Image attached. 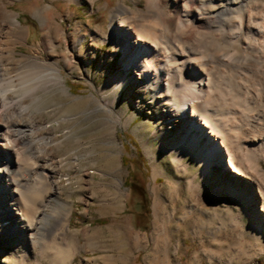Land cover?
Masks as SVG:
<instances>
[{"label": "bare ground", "instance_id": "obj_1", "mask_svg": "<svg viewBox=\"0 0 264 264\" xmlns=\"http://www.w3.org/2000/svg\"><path fill=\"white\" fill-rule=\"evenodd\" d=\"M133 4L121 0L110 9L101 37L122 54L120 76L99 88L104 94L112 87L115 97L92 98L109 112V119L120 123L122 116L114 110L119 93L131 81L134 86L143 83L165 121L162 126L155 122L153 135L160 137L159 145L175 152L179 161L193 155L204 164V174L214 156H220L233 178L226 189L236 203L244 210L259 198L264 212V0H133ZM7 11L8 5L0 3V199L8 205L0 211L9 213L11 231L28 236L34 247L40 244L49 264H70L77 237L70 230L72 205L59 197L62 177L56 175V165L62 159L54 151L60 141L54 126L32 111L44 109L40 90L54 85L71 95L56 55L42 56L44 45L49 50L63 45L66 28L56 20L52 4L35 5L42 40L34 54L16 57L18 45L27 40L26 29L18 18L5 19ZM84 36L86 32L73 40L79 48ZM61 58L67 65L73 63L68 54ZM45 66L51 72H44ZM234 178L256 184L258 198H252L248 189L235 188ZM263 234L261 224L253 227L257 238ZM29 251L24 247L15 253V264H27Z\"/></svg>", "mask_w": 264, "mask_h": 264}, {"label": "rangeland", "instance_id": "obj_2", "mask_svg": "<svg viewBox=\"0 0 264 264\" xmlns=\"http://www.w3.org/2000/svg\"><path fill=\"white\" fill-rule=\"evenodd\" d=\"M119 1L0 0L8 5L4 18H18L26 29L27 40L18 45L16 57L34 54L42 40L35 5L52 4L60 14L56 20L66 28L63 45L55 50L44 45L42 56L56 55L71 95L54 85L44 87L38 91L44 109L33 107L32 111L54 126L60 141L54 151L62 159L56 165V175L62 177L59 197L72 205L70 230L77 237L70 264H264V234L260 239L253 235V227H264L256 184L234 178L235 188L248 189L252 198H258L243 210L226 189L233 178L224 170L220 156H214L204 174V164L193 155L179 161L175 152L164 150L153 130L155 122L162 126L165 121L143 83L134 86L131 81L119 93L114 110L122 116L120 123L109 119V112L92 98L94 94L114 99L112 87L104 94L99 88L123 71L121 51L101 40L109 11ZM127 2L134 5L133 0ZM85 32L84 46L79 48L73 40ZM63 54L73 63L67 65ZM44 68L51 72V67ZM218 185L220 191H216ZM132 188L137 196H146L142 198L149 215L146 228L135 224L140 208L134 205L142 199L134 196ZM7 206L0 199V210ZM12 228L9 213L0 211V264H15V255L24 247H30L27 264L38 260L49 264L40 244L34 247L28 236Z\"/></svg>", "mask_w": 264, "mask_h": 264}, {"label": "trees", "instance_id": "obj_3", "mask_svg": "<svg viewBox=\"0 0 264 264\" xmlns=\"http://www.w3.org/2000/svg\"><path fill=\"white\" fill-rule=\"evenodd\" d=\"M132 191L134 192V196H137L136 194H135V189L134 188H132ZM138 198H144V197H146L145 195H139V196H137ZM146 199L144 200V199H142L141 201H137L136 203H135V205L134 206H139V210L140 211H136V213H135V224L138 226V227H143V228H146V226H147V224H148V221H149V215H148V211L146 212ZM148 215V216H147Z\"/></svg>", "mask_w": 264, "mask_h": 264}]
</instances>
